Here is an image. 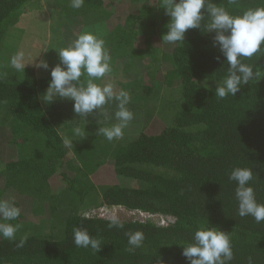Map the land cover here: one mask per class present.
<instances>
[{
    "label": "trees",
    "instance_id": "16d2710c",
    "mask_svg": "<svg viewBox=\"0 0 264 264\" xmlns=\"http://www.w3.org/2000/svg\"><path fill=\"white\" fill-rule=\"evenodd\" d=\"M29 2L0 0V118L6 126L0 135V200L20 208L10 223L22 225L15 241L0 239V264H189L179 244L192 243L204 226L230 233L231 264H248L249 258L264 264V222L238 216L236 184L228 180L233 168L251 167L250 184L264 204V77L234 97L214 95L228 66L213 44L215 32H207V15L201 29H189L182 43L167 45L161 39L170 18L159 7L162 0H85L80 9L58 0L56 7L85 19L61 48L85 31L102 38L111 72L94 82L126 91L127 107L140 122L137 134L110 142L97 131L109 120L117 122L115 102L85 119L75 115L71 100H43L51 70L35 66L41 60L35 49L46 42L37 27L23 34L39 41L18 52L28 64L24 72L11 66L17 52L8 51L7 40ZM213 2L233 15L264 7V0ZM61 21L63 29L74 23ZM242 62L264 76V52ZM88 79L81 77L84 84ZM75 127L82 136L74 135ZM65 136L73 140L72 149L64 146ZM90 207L120 208L132 218L118 217L123 228H109L107 217L86 211ZM151 217L168 221L158 224ZM77 226L103 242L97 253L74 245ZM137 230L144 233L143 246L129 252L125 233ZM25 236L24 246L16 247Z\"/></svg>",
    "mask_w": 264,
    "mask_h": 264
},
{
    "label": "clouds",
    "instance_id": "9594fccd",
    "mask_svg": "<svg viewBox=\"0 0 264 264\" xmlns=\"http://www.w3.org/2000/svg\"><path fill=\"white\" fill-rule=\"evenodd\" d=\"M85 0H71L73 9L84 6ZM170 18L165 25L167 31L162 35L161 43L172 45L182 43L184 34L189 29H201L202 21L207 15L210 20L206 25L207 32H215L214 46L227 63V75L223 81L216 84L214 95L223 100L234 97L245 84L262 77L261 69L254 70L252 65L242 62L243 58L264 52V7L249 8L238 15L231 14L225 7L219 6L213 0H162L159 6ZM55 50V49H54ZM56 51V50H55ZM57 52V51H56ZM60 63L51 69V80L43 94L45 103H52L57 98L68 99L73 102L75 115L86 117L97 110H102L110 102L116 103L114 113L117 123L111 127L98 128V134L108 141L123 138L124 129L134 119V114L127 105L130 102L128 93L124 90H115L113 83L104 85L95 83L111 72L108 49L105 41L92 32H82L69 44L58 52ZM40 55V54H39ZM217 60L220 57L216 58ZM11 66L17 71H23L28 65L24 62L23 53H17L11 58ZM36 67L48 69L46 60H39ZM89 78L87 83L81 81L83 75ZM107 118L108 114L104 113ZM74 135L82 136L79 127L74 128ZM64 146L73 148V140L67 136L62 138ZM228 180L235 182V198L237 214L244 218L251 216L257 224L264 222V204L258 203L255 191L250 182L254 180L251 167H235L228 175ZM21 215L20 208L9 200H0V239L15 241L16 233L22 225L10 221L17 220ZM109 228H123V223L117 215H107ZM128 236V251L143 246L145 239L142 231L125 233ZM27 237L21 238L16 247H23ZM73 243L78 248H91L97 253L103 242L91 237L86 229L79 226L73 229ZM182 245L181 255L189 264H231L234 259L231 235L216 227H202L193 234V242ZM248 264H252L249 258Z\"/></svg>",
    "mask_w": 264,
    "mask_h": 264
},
{
    "label": "rangeland",
    "instance_id": "374dc122",
    "mask_svg": "<svg viewBox=\"0 0 264 264\" xmlns=\"http://www.w3.org/2000/svg\"><path fill=\"white\" fill-rule=\"evenodd\" d=\"M58 0H30L28 4V13L25 14L21 19L18 21L16 24L15 30L12 35L9 36L7 40V48L8 51L12 52H24V48H26L27 45H29L30 41V36H23V34L27 31L28 26L33 25L34 27H37L35 30L36 35L43 36L46 38V42H43L39 47L40 49H35V55L38 53L41 55L42 60H46L49 67L46 70H51L53 67H55L58 63L56 62L58 59L57 57V52L61 48V41L62 39H66L67 37H72L70 33H74L76 30L74 29L75 27L79 28V25H85V19L82 18L81 16H78L75 14L74 11L71 9L67 8L64 5H61L59 7V4L57 7L55 6V3ZM61 18H68L71 19L74 23H69L63 29L61 26L63 25ZM45 30V31H44ZM59 32V33H58ZM64 32V33H63ZM29 34V33H28ZM68 35V36H67ZM75 35V34H74ZM23 37L21 43H19V37ZM65 36V37H64ZM35 40V39H33ZM31 40V41H33ZM30 41V45H31ZM12 44H11V43ZM38 40H35L33 43L35 45L38 44ZM44 46V47H43ZM16 49H18L16 51ZM56 51H55V50ZM14 56V53H13ZM53 61L49 63V60L52 59ZM39 59L37 56L36 59ZM59 61V60H58ZM40 70V69H39ZM113 120L108 121V127H111L113 124L117 122L111 123ZM152 121V120H151ZM136 122V123H135ZM5 123L2 120V117L0 118V135H3L5 133L4 129L6 126L4 125ZM140 122H137L133 120L129 125L124 129V134L128 135H134L137 134L140 130ZM101 127V126H100ZM66 132H64L65 134ZM97 134L94 133L92 134L93 137H95ZM3 143L1 142V136H0V168L3 165ZM86 211L91 212V214H96L100 216L107 217L109 213L117 215L119 218L127 219V218H132L131 215H127V213L120 209V208H100V209H95V207H90L86 209ZM137 218H147L146 216H138ZM153 222H156L158 224H165L168 220L160 217H151L150 218Z\"/></svg>",
    "mask_w": 264,
    "mask_h": 264
}]
</instances>
